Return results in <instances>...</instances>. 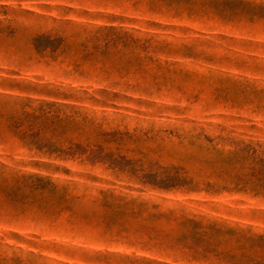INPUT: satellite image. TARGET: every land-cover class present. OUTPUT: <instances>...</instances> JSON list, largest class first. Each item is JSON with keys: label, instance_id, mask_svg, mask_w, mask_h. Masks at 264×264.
<instances>
[{"label": "rangeland", "instance_id": "1", "mask_svg": "<svg viewBox=\"0 0 264 264\" xmlns=\"http://www.w3.org/2000/svg\"><path fill=\"white\" fill-rule=\"evenodd\" d=\"M0 264H264V0H0Z\"/></svg>", "mask_w": 264, "mask_h": 264}]
</instances>
